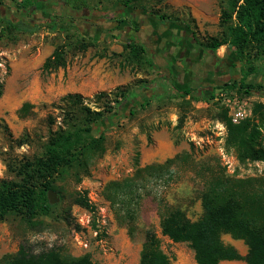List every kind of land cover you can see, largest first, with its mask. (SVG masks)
<instances>
[{
	"label": "rangeland",
	"instance_id": "1",
	"mask_svg": "<svg viewBox=\"0 0 264 264\" xmlns=\"http://www.w3.org/2000/svg\"><path fill=\"white\" fill-rule=\"evenodd\" d=\"M69 1L4 0L0 4V82L3 86L0 97V179H16L8 164H14L22 156L33 157L43 152L50 130H55L60 120V98L77 90L79 83L76 81L88 79L92 70L100 75L103 74L101 68L107 70L113 66L116 69L113 74L124 78L125 82L81 94L84 104L92 109H98L105 102L107 106H114L113 94L101 99L97 94L121 91L128 98L124 110L127 114L112 126H106V149L102 156L89 162L87 172L76 167L52 178L59 200L50 204L46 214L38 215L32 222L14 214L0 221V257L17 251L19 245L25 243L34 251L53 247L73 256L87 253L98 264H136L144 231L152 228L170 262L178 261V252L183 251L186 263H195L193 250L187 243L179 246L161 234L159 221L164 205L178 206L190 219L196 220L202 213L200 196L210 174L209 167L219 166L230 176L249 177L263 174L264 162L241 163L234 150L227 148L225 124L216 115L222 107L228 116V108L221 99L205 98L198 102L187 96L181 99L166 93L159 95L161 88L151 89L158 73L152 65L129 57V42L123 38L129 32L120 24L124 16L138 23L134 13L137 11L158 13L166 20H183L200 42L211 37L221 39L224 28L218 19L217 30H207L205 25H198L188 8H176L168 0H139L129 8L121 7L116 0H84L85 5L79 11L71 9ZM217 2L220 17L221 8L227 7L229 1ZM15 5L29 9L26 18L36 20L35 24L31 22L32 26L38 24L36 30L16 32L5 29L9 19L25 21L9 10ZM31 9H35L33 14ZM51 19L56 20L53 27L49 26ZM58 45L63 47L65 66L42 70L44 60ZM216 50L219 55L235 56L228 43ZM236 61L239 80L256 83L264 78V56L246 55ZM67 65L69 70L66 71ZM60 68L64 69L61 79ZM74 68L77 73H72ZM79 73L81 76L77 75ZM232 84L230 82L221 92L231 100L236 97L247 102L251 109L248 117H251L254 102L264 103V88L261 93L245 94L234 90ZM135 95L139 99L133 98ZM29 98L34 100L29 101L34 104L32 113L21 118L17 109ZM129 110L133 112L131 115ZM48 115L56 122L48 124ZM160 134L163 139L172 141L175 153L156 148ZM186 151H190L191 156L179 159L172 166V179L152 183L150 194L141 201L135 221L137 230L129 237L126 225L116 219L110 203L103 197V186L110 180L131 175L136 164L163 162ZM84 199L91 207L79 203ZM79 215H83V223L79 222ZM222 240L231 244L235 239L222 234ZM239 241L236 248L246 253L247 246Z\"/></svg>",
	"mask_w": 264,
	"mask_h": 264
},
{
	"label": "trees",
	"instance_id": "2",
	"mask_svg": "<svg viewBox=\"0 0 264 264\" xmlns=\"http://www.w3.org/2000/svg\"><path fill=\"white\" fill-rule=\"evenodd\" d=\"M139 0H116L121 7L129 8ZM228 6L220 11L219 24L224 28L223 37L209 38L203 44L217 49L228 43L235 52V60L244 56H264V0H228ZM4 0H0L3 4ZM70 6L79 11L84 0H70ZM26 8L24 5H19ZM154 16L163 20L158 13ZM50 27L56 23L50 20ZM38 24L8 20L5 29L32 32ZM129 57L139 63H147L155 68L151 57L143 45L136 40H127ZM66 60L61 45L54 48L42 64V70H52L65 66ZM154 83V82H153ZM234 90L254 94L261 93L262 82H244L232 84ZM3 86L0 82V97ZM114 95L115 105L102 104L92 109L84 104L79 93H67L60 98V120L55 130L44 144L43 152L33 157L22 156L8 168L16 179H0V221L8 215H18L32 222L40 214H46L51 206L47 199L48 190H56L51 182L55 175H63L71 168L81 167L88 171V164L102 156L106 149L108 126L125 116L128 98L123 92H104L98 98ZM137 94V93H136ZM189 90L172 97L185 98ZM208 96L190 95L191 101L212 99ZM139 99V96H133ZM134 104V102H133ZM34 104L25 101L17 109L21 118L32 113ZM133 112L129 110L128 114ZM225 124V145L232 148L237 160L264 162V103L254 102L252 116L232 123L225 108L219 107L216 114ZM48 124L56 122L51 115L46 117ZM107 126V127H106ZM21 143V142H20ZM190 151L176 154L163 162L136 164L131 175L110 180L103 186L102 195L110 203L116 219L126 225L129 237L137 230L136 219L141 201L150 194L152 183L172 179L173 165L181 158H189ZM16 160V159H15ZM209 177L200 196L202 213L196 220L190 219L178 206L164 205L160 215L159 227L162 235L173 242H186L193 250L196 264H219L222 260H243L247 264H264V173L258 176L236 177L227 175L219 166L209 167ZM81 205L91 207L87 199L79 201ZM222 234H229L247 246L242 255L235 246L225 244ZM170 258L160 245V239L152 228L144 231L139 259L136 264H169ZM0 264H98L89 254L80 256L64 254L56 248H42L34 251L25 243L17 251L0 257Z\"/></svg>",
	"mask_w": 264,
	"mask_h": 264
},
{
	"label": "flooded vegetation",
	"instance_id": "3",
	"mask_svg": "<svg viewBox=\"0 0 264 264\" xmlns=\"http://www.w3.org/2000/svg\"><path fill=\"white\" fill-rule=\"evenodd\" d=\"M9 10L25 19L23 22L36 23L26 18L27 8L15 5ZM34 12L31 9L30 13ZM134 13L138 23L126 16L121 21L120 25L129 32L123 38L140 42L151 57L158 73L151 89L161 88L159 95L189 90L187 97L208 96L221 92L230 82H238L237 61L229 54L219 56L216 49L205 46L183 20H161L147 12Z\"/></svg>",
	"mask_w": 264,
	"mask_h": 264
},
{
	"label": "crops",
	"instance_id": "4",
	"mask_svg": "<svg viewBox=\"0 0 264 264\" xmlns=\"http://www.w3.org/2000/svg\"><path fill=\"white\" fill-rule=\"evenodd\" d=\"M168 2L174 6V7H186L189 9L190 14L192 17H194L197 22L198 25H205V28L207 30L213 31V30H217V21L219 19V6H218V2L217 0H168ZM184 22V21H183ZM201 22V23H200ZM209 24V25H206ZM218 54V52H217ZM228 54V53H226ZM219 55V54H218ZM230 55V54H229ZM222 56V55H219ZM233 59H235L234 54L230 55ZM80 67V65H79ZM81 68V67H80ZM69 70V66L67 65L66 67V71ZM75 68L73 70L72 73H77L75 72ZM80 71H83V69L81 68ZM92 74L89 75L88 79H80V82L77 80L76 82H78L79 84L76 86L77 90H74L73 92L69 91V93H79V94H83V95H87L89 94L92 90H95L99 87H114L116 85H120L122 83L125 82L124 78L122 77H117L116 74H113V72H116V69L111 66L108 67L107 70L104 69H100V72H102L103 74H98V72H96L95 70H92ZM64 75V69L60 68V79L63 78ZM78 76H81V73L77 74ZM260 82H264V78H261ZM75 89V87L73 88ZM62 91H67V88H62ZM31 101L33 102V98H29ZM201 100H198V102ZM157 137V136H156ZM156 148L161 151V150H167L168 152L171 153H175L176 149L175 147L172 145V141L170 139H163L162 135H158L157 137V145ZM171 156V154H168V157ZM164 236V235H163ZM167 237V236H165ZM168 238V237H167ZM169 239V238H168ZM233 239V238H232ZM170 240V239H169ZM171 241V240H170ZM173 242V241H171ZM174 243H178L179 246H184L183 243L186 242H174ZM240 241L239 239H235L231 242V245L237 247L239 245ZM238 250V249H237ZM242 255H244L245 253L240 252ZM194 255V254H193ZM178 261H173L170 262L169 264H187L185 257H184V252L183 251H179L178 252V257H177ZM231 262V264H247L245 261L243 260H222L220 262ZM178 262V263H176ZM219 262V263H220ZM191 264H196L195 263H191Z\"/></svg>",
	"mask_w": 264,
	"mask_h": 264
},
{
	"label": "built area",
	"instance_id": "5",
	"mask_svg": "<svg viewBox=\"0 0 264 264\" xmlns=\"http://www.w3.org/2000/svg\"><path fill=\"white\" fill-rule=\"evenodd\" d=\"M218 99H221V103L228 108V116L232 123H238L251 114V109L244 100H239L236 97L231 100L226 94L222 92L215 94V96L212 98V100ZM191 137L194 139L193 135H191ZM78 220L79 222L83 223V215H79Z\"/></svg>",
	"mask_w": 264,
	"mask_h": 264
},
{
	"label": "water",
	"instance_id": "6",
	"mask_svg": "<svg viewBox=\"0 0 264 264\" xmlns=\"http://www.w3.org/2000/svg\"><path fill=\"white\" fill-rule=\"evenodd\" d=\"M47 199H48V202L50 204H55L56 202H58L59 200V197L57 195V193L53 190H48L47 191Z\"/></svg>",
	"mask_w": 264,
	"mask_h": 264
}]
</instances>
